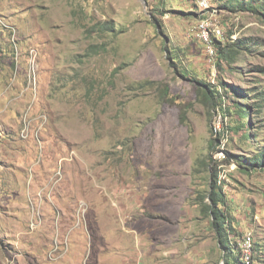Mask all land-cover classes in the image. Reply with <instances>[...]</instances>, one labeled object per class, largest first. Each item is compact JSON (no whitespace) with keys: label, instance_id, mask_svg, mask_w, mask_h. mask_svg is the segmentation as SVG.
<instances>
[{"label":"rangeland","instance_id":"rangeland-1","mask_svg":"<svg viewBox=\"0 0 264 264\" xmlns=\"http://www.w3.org/2000/svg\"><path fill=\"white\" fill-rule=\"evenodd\" d=\"M225 7L0 0V264H101L138 225L184 233L178 264H233L202 199L216 172L237 242L264 207L238 167L264 149V12ZM206 19L246 46L210 60Z\"/></svg>","mask_w":264,"mask_h":264},{"label":"trees","instance_id":"trees-1","mask_svg":"<svg viewBox=\"0 0 264 264\" xmlns=\"http://www.w3.org/2000/svg\"><path fill=\"white\" fill-rule=\"evenodd\" d=\"M217 2H224L225 8L230 11H246V12H259L263 14L264 12V0H259L255 2L253 0H215ZM215 40V47L217 51V57L219 55H223L225 57V53H231L233 50L237 51L239 49H243L246 46L245 43H241V41H236L234 43H223L222 40ZM242 44V45H241ZM243 46V47H242ZM249 48V47H245ZM246 99H249V96H246ZM240 115L244 118L248 115L247 119H250V110L247 106L240 107L238 109ZM246 138L248 136L246 135ZM246 164V165H243ZM238 167L242 172L250 173L251 170H263L264 171V149L259 151L254 156L249 159H245L242 162L238 163ZM210 185L209 190L205 197H203L202 202L205 204V209L207 214L211 218V226L214 229V232L217 236L218 242L222 250H224L226 258L229 254L230 258L233 260V264H242L241 256L239 252L238 242L237 240L232 239L229 236L230 230L234 227L237 228L234 223L228 222L227 220V198L225 193L223 192V188L221 186V182L218 180V174L212 173L210 174ZM237 230V229H235ZM234 230V237H239L243 233L239 230ZM226 264H230L227 261Z\"/></svg>","mask_w":264,"mask_h":264},{"label":"crops","instance_id":"crops-1","mask_svg":"<svg viewBox=\"0 0 264 264\" xmlns=\"http://www.w3.org/2000/svg\"><path fill=\"white\" fill-rule=\"evenodd\" d=\"M254 216H255V221L254 223L251 224L250 230L249 228L243 227V223L239 221L237 224L238 230L242 233H246V232L253 233L256 239V243H258L259 246H261L263 243L262 239H264V207L261 209H256ZM130 218L128 217L127 219ZM120 219L121 220L118 221L121 222V225H125L127 219L124 220L122 216ZM146 224L150 226V219ZM157 225L159 224L157 223ZM168 225L170 226L171 224ZM116 226L119 228V230H121L120 225L118 223H116ZM142 226H143L142 229L141 226L139 225L138 227L134 228L136 235L133 237L134 238L133 243L130 244L129 240L127 243H124L123 254L121 255L107 254L106 256L101 258L100 260L101 264H178L179 260L182 257L181 254H184V249L181 248V243H182L181 241H185L184 233L181 239V233L179 229L177 230L175 229L173 231L169 230L168 234L164 233L165 230L162 232L156 230V233H153L155 237L150 238V232L147 231V227L144 228V225ZM164 228H165V223L163 224V229ZM155 229H156V225L153 224L152 230ZM145 238L147 239V242ZM160 242L173 243V244H170V246L165 248L164 245L161 244ZM263 247L264 246L260 247V249L264 252ZM195 257L196 256H194V258Z\"/></svg>","mask_w":264,"mask_h":264},{"label":"built area","instance_id":"built-area-1","mask_svg":"<svg viewBox=\"0 0 264 264\" xmlns=\"http://www.w3.org/2000/svg\"><path fill=\"white\" fill-rule=\"evenodd\" d=\"M193 1H195L199 7L207 9L211 6L213 0ZM193 33L205 45L209 59L215 60L217 57V51L214 39L222 40L224 38V33L221 27L213 24L209 19H206L194 27ZM255 243L254 236L251 232L244 233L242 238L238 241L242 264H256L257 252Z\"/></svg>","mask_w":264,"mask_h":264}]
</instances>
